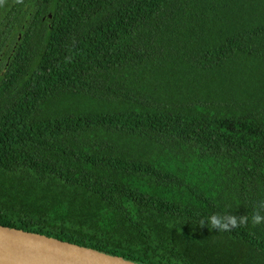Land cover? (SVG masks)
<instances>
[{
	"label": "trees",
	"instance_id": "obj_1",
	"mask_svg": "<svg viewBox=\"0 0 264 264\" xmlns=\"http://www.w3.org/2000/svg\"><path fill=\"white\" fill-rule=\"evenodd\" d=\"M261 200L264 0L0 7L1 225L140 264H264V224L199 225Z\"/></svg>",
	"mask_w": 264,
	"mask_h": 264
},
{
	"label": "water",
	"instance_id": "obj_2",
	"mask_svg": "<svg viewBox=\"0 0 264 264\" xmlns=\"http://www.w3.org/2000/svg\"><path fill=\"white\" fill-rule=\"evenodd\" d=\"M0 264H140L121 256L0 224Z\"/></svg>",
	"mask_w": 264,
	"mask_h": 264
},
{
	"label": "clouds",
	"instance_id": "obj_3",
	"mask_svg": "<svg viewBox=\"0 0 264 264\" xmlns=\"http://www.w3.org/2000/svg\"><path fill=\"white\" fill-rule=\"evenodd\" d=\"M6 3L7 0H0V7L5 6ZM15 3L23 4L24 0H15ZM249 223L253 227L264 224V200L259 201L249 215L213 214L206 219H201L199 225L200 227L207 226L210 230H219V232H231L236 228L247 227Z\"/></svg>",
	"mask_w": 264,
	"mask_h": 264
},
{
	"label": "flooded vegetation",
	"instance_id": "obj_4",
	"mask_svg": "<svg viewBox=\"0 0 264 264\" xmlns=\"http://www.w3.org/2000/svg\"><path fill=\"white\" fill-rule=\"evenodd\" d=\"M23 37V33H21V35L18 38V42L21 41V38ZM3 72V71H2Z\"/></svg>",
	"mask_w": 264,
	"mask_h": 264
}]
</instances>
